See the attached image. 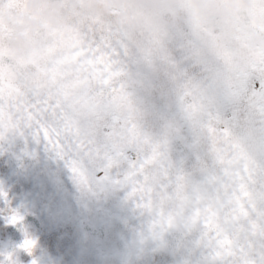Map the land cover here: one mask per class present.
Segmentation results:
<instances>
[{
	"label": "flooded vegetation",
	"instance_id": "obj_1",
	"mask_svg": "<svg viewBox=\"0 0 264 264\" xmlns=\"http://www.w3.org/2000/svg\"><path fill=\"white\" fill-rule=\"evenodd\" d=\"M161 31L159 26L146 31L131 17L117 23L94 17L83 27L56 31L68 36L62 45L66 59L40 65L11 47L14 28L0 16V55L13 57L2 61L0 94L26 114H39L50 127H56L53 113L69 97L90 108L81 122L80 150L73 149L70 157L73 167L37 138L0 139V191L6 193L0 197V264H198L187 250L186 236L170 233L212 215L217 204L196 202L189 197L192 189L181 186V168L192 146L179 133L153 142L131 114L130 100L139 83L152 80L160 64L169 66L168 73L176 70L183 81L189 77L165 47ZM106 34L113 36L108 54ZM178 36L183 39V33ZM184 46L190 49L191 41H184ZM258 58L264 61V52ZM122 71L123 77L111 83L107 73ZM202 71L213 84V66ZM200 81L196 94L183 91L189 101L184 107L179 102L182 114L188 106L192 115H213V93L206 95ZM103 102L110 105L108 110H98ZM168 109L164 107L166 118ZM214 110L219 111L216 102ZM201 124L206 125L192 126L198 130ZM237 142L234 134L226 169L231 174L240 169L242 200L230 195L223 199L241 204L243 217L229 228L228 254L211 264H233L237 259H244L240 264H264V144L258 133L247 150ZM107 144L114 149V159L105 158ZM126 144L140 147L139 156L129 157L123 150ZM182 145L189 147L187 158L171 166L169 154L176 160ZM109 171L116 176L117 182H109L115 187L105 179ZM13 212L23 217L19 225L8 223ZM25 238L35 241L31 252L21 247Z\"/></svg>",
	"mask_w": 264,
	"mask_h": 264
},
{
	"label": "clouds",
	"instance_id": "obj_2",
	"mask_svg": "<svg viewBox=\"0 0 264 264\" xmlns=\"http://www.w3.org/2000/svg\"><path fill=\"white\" fill-rule=\"evenodd\" d=\"M0 16L14 28L9 43L18 55H25L34 40L42 42L56 31L83 27L94 17L111 23L131 17L146 31L159 26L165 47L196 79L207 75L202 69L209 65L221 71L236 66L253 75L264 68L258 58L264 52V0H22L20 4L0 0ZM186 40L191 41L190 49L184 46ZM169 70L167 64L159 65L162 90L171 87ZM231 75L235 82V74ZM157 103L163 108L168 98L158 96ZM245 107L241 100V114ZM231 111L228 105L225 113Z\"/></svg>",
	"mask_w": 264,
	"mask_h": 264
},
{
	"label": "rangeland",
	"instance_id": "obj_3",
	"mask_svg": "<svg viewBox=\"0 0 264 264\" xmlns=\"http://www.w3.org/2000/svg\"><path fill=\"white\" fill-rule=\"evenodd\" d=\"M67 35L58 34L54 32L50 37L43 41V45L40 48H36L33 43L32 47L25 54V58L32 57L37 60L40 65L58 64L59 60L66 59V48L62 45L67 44ZM60 38L64 40L60 41ZM113 36L109 34L105 35V47L108 54L107 46L112 43ZM225 61L228 57L224 55ZM58 59V60H57ZM51 60H57L55 63H50ZM48 61V62H47ZM115 62H112L114 65ZM154 78L146 81L144 75L140 78L143 79L139 83V87L136 90L135 97L127 98L131 101L133 113L136 118L134 122L140 127V130L144 129L145 133L151 137L153 142L165 140L173 134H183L186 138V142L192 146V151L189 154L186 162L181 168V186L189 187V197L195 198L196 202H200L203 205L212 203L214 204L221 200L225 195H230L234 200H242L241 196V172L239 171L231 174L226 169V156L229 150V146L233 143V135L241 132L247 127L245 126L246 119V107L237 115H234L233 111L230 114L225 112L215 111V97L217 94L228 95L234 97L236 89L234 88V77L242 73V70L236 66H229L224 71L218 70L213 67V115L209 114V111L192 115L186 113L183 117L177 112L179 96L184 90H188L193 95L197 93L199 87L197 85V79L189 76L185 81L180 78L179 73L175 70L167 74L168 80L171 82V87L167 89H161L158 82L159 71H154ZM158 96H166L168 103L164 107L169 106L168 117L164 115V107L162 108L157 103ZM175 105V108L173 107ZM213 117V120H211ZM186 119V122L184 121ZM124 123V120H120L119 123ZM201 124L198 130L193 127L192 124ZM186 123V124H185ZM237 146H241L238 142ZM133 147L137 150L129 151V157L139 156L140 147L133 144ZM237 148V147H236ZM113 155L112 157H110ZM105 158L114 159V149L107 144L105 151ZM103 177L104 174L102 173ZM106 181L108 180V186L115 187L117 184L109 183L111 181L117 182L116 176L111 175L110 171L105 174ZM233 179V187L230 183ZM116 180V181H115ZM107 186V183H106ZM186 187V188H187ZM244 259L234 260L233 264H240ZM258 264V263H253Z\"/></svg>",
	"mask_w": 264,
	"mask_h": 264
},
{
	"label": "snow or ice",
	"instance_id": "obj_4",
	"mask_svg": "<svg viewBox=\"0 0 264 264\" xmlns=\"http://www.w3.org/2000/svg\"><path fill=\"white\" fill-rule=\"evenodd\" d=\"M257 71V75L245 71L235 77L234 97L220 94L215 97V102L221 111L225 112L226 107L231 105L234 115L240 111L241 100L246 103L247 128L237 133L238 143L245 150L250 147V142L254 140L256 133L259 134L261 144H264V68ZM200 85L204 88L206 95L213 93L214 85L207 77L201 79ZM109 107L108 102H103L98 105V110H108ZM89 114V107L77 102L74 96L69 97L64 100L57 112L53 113L57 121L56 127H50L43 122L39 114L34 116L26 114L10 99L0 94V139L17 135L37 138L45 143L46 150H50L51 145V150L56 152V156L64 159L67 166L73 167L74 162L70 157L73 155V149L80 150L77 139L81 134V122ZM123 150L132 151L133 145L126 144ZM0 197H6V193L0 191ZM22 220L21 215L13 212L8 218V223L19 225ZM34 245V240L25 238L21 247L31 252Z\"/></svg>",
	"mask_w": 264,
	"mask_h": 264
},
{
	"label": "water",
	"instance_id": "obj_5",
	"mask_svg": "<svg viewBox=\"0 0 264 264\" xmlns=\"http://www.w3.org/2000/svg\"><path fill=\"white\" fill-rule=\"evenodd\" d=\"M184 155L180 156L178 159H182ZM218 211L224 212L227 209V201L222 202L219 207L217 208ZM229 219L228 217H223L222 219H219L216 216H213V219L203 221L201 223H196L195 226H193L192 231L196 230L200 227V231H196L192 233V235H196V240L199 239V235H206L204 237V241H201V246L203 247L204 244H207L209 246V251L213 252V255H204L202 259V264H205L208 260L211 261L212 259H217L222 256L224 251H226L225 247V232L226 228L229 225ZM223 222V230L221 232H218V235H216L214 228L217 224H221ZM213 228V235L210 231V229ZM210 239H213V241H210ZM202 249V248H201Z\"/></svg>",
	"mask_w": 264,
	"mask_h": 264
}]
</instances>
